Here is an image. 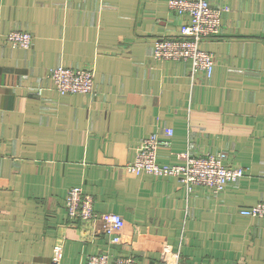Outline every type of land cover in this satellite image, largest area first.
<instances>
[{
  "label": "crops",
  "instance_id": "crops-1",
  "mask_svg": "<svg viewBox=\"0 0 264 264\" xmlns=\"http://www.w3.org/2000/svg\"><path fill=\"white\" fill-rule=\"evenodd\" d=\"M169 0H0V33L32 35L29 49L0 39V264H86L89 255L164 264H264V0H207L227 7L219 34L199 48L210 77L190 61H156L159 39L187 19ZM93 71L91 94H58L49 70ZM41 89V93H39ZM172 129L157 162L219 155L244 175L220 193L126 170L140 141ZM80 187L96 213L123 219L118 241L99 219L69 221Z\"/></svg>",
  "mask_w": 264,
  "mask_h": 264
},
{
  "label": "built area",
  "instance_id": "built-area-1",
  "mask_svg": "<svg viewBox=\"0 0 264 264\" xmlns=\"http://www.w3.org/2000/svg\"><path fill=\"white\" fill-rule=\"evenodd\" d=\"M168 8L178 16H185L186 21L179 27V38L159 39L153 46L152 58L156 61H190V76L199 74L210 77L214 67L212 54L199 48V44L209 37L219 34L222 17L227 7H213L207 0H169ZM11 47L29 49L32 35L21 30L0 33ZM48 80L54 90L60 94H91L93 93V71L89 68L70 69L57 66L48 71ZM41 93V89L38 91ZM162 133H151L143 138L135 149L133 159L127 163L126 170L135 175H151L162 178H176L185 187H207L214 193H220L228 183L237 182L243 175L241 167L223 165L221 157L216 155L192 156L186 154L181 165H163L157 162L160 147L170 145L172 129L164 127ZM1 158V153H0ZM64 207L69 221L91 222L99 219L103 233L118 241L123 228L120 215L106 212L96 213L94 199L84 193L80 187L70 188L65 197ZM240 214L250 218H264V202L243 208ZM168 247H163L160 259L164 264H175L176 257L171 256ZM60 248L49 264H61ZM86 264H141L133 257H117L113 260L106 253L89 255Z\"/></svg>",
  "mask_w": 264,
  "mask_h": 264
},
{
  "label": "rangeland",
  "instance_id": "rangeland-1",
  "mask_svg": "<svg viewBox=\"0 0 264 264\" xmlns=\"http://www.w3.org/2000/svg\"><path fill=\"white\" fill-rule=\"evenodd\" d=\"M216 156H218L219 157V155H216ZM221 157V156H220ZM223 157H221V159H222ZM183 164V163H182ZM179 165H181V164H179ZM229 167V166H228ZM230 167H232V166H230Z\"/></svg>",
  "mask_w": 264,
  "mask_h": 264
}]
</instances>
